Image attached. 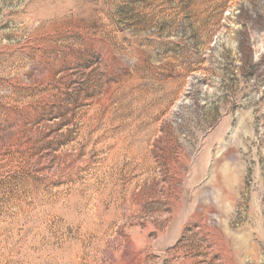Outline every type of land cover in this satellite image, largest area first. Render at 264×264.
I'll list each match as a JSON object with an SVG mask.
<instances>
[{
    "label": "rangeland",
    "instance_id": "374dc122",
    "mask_svg": "<svg viewBox=\"0 0 264 264\" xmlns=\"http://www.w3.org/2000/svg\"><path fill=\"white\" fill-rule=\"evenodd\" d=\"M0 264H264V0H0Z\"/></svg>",
    "mask_w": 264,
    "mask_h": 264
}]
</instances>
